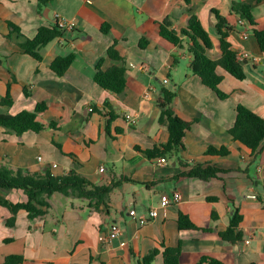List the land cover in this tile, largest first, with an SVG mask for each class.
Returning <instances> with one entry per match:
<instances>
[{
  "label": "crops",
  "instance_id": "1",
  "mask_svg": "<svg viewBox=\"0 0 264 264\" xmlns=\"http://www.w3.org/2000/svg\"><path fill=\"white\" fill-rule=\"evenodd\" d=\"M233 1L251 6L253 27L246 20L239 24L243 19L233 12ZM214 11L233 27L231 49L249 56L242 61L245 80L219 71L226 99L191 72L187 38L175 46L160 36L165 22L180 33L196 16L212 40L208 56L218 60ZM58 19L74 23L73 31L44 47L41 61L24 53L20 46ZM255 29L264 31V0H49L43 6L39 0H0V102L8 91L14 100L11 106L0 104V114L14 116L46 105L37 116L44 131L17 135L0 128V164L37 176L75 172L111 189L101 202L54 194L46 216L31 219L21 210L14 226L7 224L13 214L0 206V264L9 256L22 257L23 264H142L153 249L160 254L151 264H165L166 247H181L179 264H209L204 258L264 264V141L254 153L229 133L239 105L264 119V52ZM111 47L118 60L109 57ZM69 55L74 63L60 76L51 65ZM113 67L126 72V88L119 95L95 81L99 70ZM164 90L176 94L172 111L191 126L184 148L149 158L148 151L163 152L169 142L168 127L159 122ZM210 147L229 153L211 156ZM197 165L224 172L208 180L189 177ZM100 168L105 171L99 173ZM174 192L181 201L161 208V197ZM0 193L14 204L28 201L23 190ZM132 209L148 223L136 225ZM153 209L158 215L150 219ZM236 209L243 240L257 235L246 248L242 241L220 237ZM180 214L197 229L180 230ZM112 225L119 226L121 236L102 241Z\"/></svg>",
  "mask_w": 264,
  "mask_h": 264
},
{
  "label": "trees",
  "instance_id": "2",
  "mask_svg": "<svg viewBox=\"0 0 264 264\" xmlns=\"http://www.w3.org/2000/svg\"><path fill=\"white\" fill-rule=\"evenodd\" d=\"M47 2L49 0H39L40 6L45 5ZM186 2L190 4V0H186ZM232 9L241 19L246 20L250 27H253L254 19L251 14V6L233 1ZM213 13L216 19V33L219 37L221 50V58L218 60H213L208 56V52L213 48L212 40L196 16L191 17L188 26L180 33L171 30V24L165 22L160 26V36L175 46H181L183 43L182 38H187L189 40L188 51L193 58L190 68L191 72L198 76L204 86L214 91L220 99H226L228 95L223 93L219 88L223 81V76L219 74V71L222 70L240 81L246 79V73L242 61L238 60L237 54L231 49L228 41L233 27L219 12L214 11ZM107 31L103 29L104 33H107ZM64 34L65 32L57 24L52 27H42L38 30L34 39L25 41L20 47L24 53L41 61V50L55 39L63 37ZM254 35L261 51L264 52V31L255 29ZM108 55L110 58L118 60V55L113 47L110 48ZM74 60V55L57 58L53 61L51 69L62 76L69 70ZM100 65L101 62L97 66L98 69ZM125 73L123 67H113L105 72L99 70L95 75V81L104 90L119 95L126 88ZM25 94L28 95L26 91ZM175 96L176 94L174 92L168 90L163 91V99L159 103L162 110L159 122L160 124L167 125L170 134L169 142L161 147L163 152H160L159 149L148 151L146 155L149 158L156 156L163 157L167 153L177 152L184 148V136L186 131L190 129L191 124L181 120L172 111L171 104ZM13 103L14 100L9 91L0 102L2 106H11ZM45 109V104H39L34 112L23 111L14 116L0 114V128L17 135H22L29 131L40 133L45 130V126L37 121V116L39 113L45 111ZM236 112V121L229 133L234 140L240 142L255 153L264 141V119L242 105L237 107ZM50 127H53V125H50ZM228 153L229 151L226 148L216 149L210 147L208 149V155L211 156H226ZM222 172L224 171L217 168H203L201 165H197L187 175L189 177L208 180ZM3 190H23L28 197L26 203L14 204L0 193V206L9 209L13 214V217L7 221V224L8 226H14L16 215L21 210L26 211L31 219L46 216L50 208L48 200L54 194L58 193L67 197L73 196L80 199L101 202L104 195H107L111 189L92 185L75 172L66 176L57 177H52L50 173L45 174V176H37L22 170L13 171L0 164V191ZM213 218L215 219V216ZM241 222L242 216L239 210L236 209L230 219L228 229L220 234L222 240L230 243L242 241L243 237L239 230ZM178 225L180 230L197 229L189 218L183 214L179 215ZM159 254L158 249H153L143 258L142 264H151ZM180 256L181 247H166L163 252L165 264H179ZM23 262L24 259L20 256H9L3 264H23ZM202 262L223 264L220 261L209 258L202 259Z\"/></svg>",
  "mask_w": 264,
  "mask_h": 264
},
{
  "label": "built area",
  "instance_id": "3",
  "mask_svg": "<svg viewBox=\"0 0 264 264\" xmlns=\"http://www.w3.org/2000/svg\"><path fill=\"white\" fill-rule=\"evenodd\" d=\"M239 24L245 25L246 22H245V20H239ZM57 25L65 33L72 32L74 27H75L74 23H72L70 21H66L64 19H58ZM247 37H248V34L243 33V38L247 39ZM237 58L240 61H244V60H247L249 58V56L245 53H241V54H237ZM128 118H130V117H128ZM159 162L161 164H164L166 161H165V159H161ZM54 167H56V165H54ZM104 171H105L104 168L99 169V173H103ZM181 199H182V196L179 192H174L172 196L163 195L161 197V200H160V207L165 209V208L169 207L171 204L179 203L181 201ZM129 215L135 221L136 225H138L140 227L144 226L149 221L148 218L145 216H140V217L137 216V213L134 209L130 210ZM157 215H158V212L155 209H153L149 212V218L150 219L156 218ZM120 236H121V230H120L119 226L112 225L110 227L108 235L106 237L102 238V241L111 242ZM256 238H257V235L255 233H253V234L249 235V237L247 239L242 240L243 248L249 247L251 245V243L254 240H256Z\"/></svg>",
  "mask_w": 264,
  "mask_h": 264
}]
</instances>
